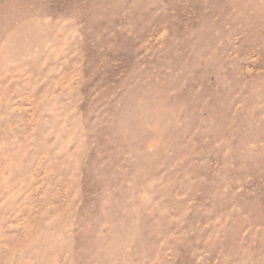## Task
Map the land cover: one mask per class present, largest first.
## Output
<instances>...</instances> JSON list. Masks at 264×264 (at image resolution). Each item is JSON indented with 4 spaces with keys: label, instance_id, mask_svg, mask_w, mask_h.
Masks as SVG:
<instances>
[{
    "label": "rangeland",
    "instance_id": "rangeland-1",
    "mask_svg": "<svg viewBox=\"0 0 264 264\" xmlns=\"http://www.w3.org/2000/svg\"><path fill=\"white\" fill-rule=\"evenodd\" d=\"M0 264H264V0H0Z\"/></svg>",
    "mask_w": 264,
    "mask_h": 264
}]
</instances>
